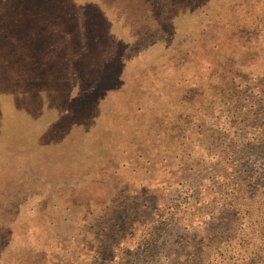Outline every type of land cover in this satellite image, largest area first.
<instances>
[{"label": "rangeland", "instance_id": "rangeland-1", "mask_svg": "<svg viewBox=\"0 0 264 264\" xmlns=\"http://www.w3.org/2000/svg\"><path fill=\"white\" fill-rule=\"evenodd\" d=\"M259 98L264 0H0V264H144L136 249L167 205L148 264H196L211 212L229 234L215 254L252 250L264 212L234 247L231 192L204 163L223 110L235 123L253 105L264 124Z\"/></svg>", "mask_w": 264, "mask_h": 264}, {"label": "trees", "instance_id": "trees-1", "mask_svg": "<svg viewBox=\"0 0 264 264\" xmlns=\"http://www.w3.org/2000/svg\"><path fill=\"white\" fill-rule=\"evenodd\" d=\"M255 104L259 107V110L264 113V99L259 98ZM242 110L243 108L238 110V115L242 118L235 123L230 122V119L233 117L236 118L237 116L231 115L229 110H223L222 113L218 115V117H223L226 122L225 124L221 123L219 125L216 123L217 125L213 126L217 129L216 137L213 135L212 131H208L206 133L208 138L212 139L210 142L212 145L210 146V143L208 144L207 152L210 155L204 163L206 171H210L215 174L213 179H220L222 181V187L231 192L232 197H226L225 201L227 202L220 208V220L224 221L227 219V217L224 216L225 214H228V216L230 215L231 218H234V220L239 218V221L235 220V225L238 226L236 233H238L239 239L238 242L234 244V247L241 245V248L246 241L245 231L249 228L253 229L252 223L250 222V218L253 216L252 212L259 211V214L264 212V210H262L264 207V124L261 121L260 123L257 121L261 119L260 115L257 120L255 119L256 113L253 109V105L249 107V111L246 113L242 114ZM252 114L253 119H250ZM214 120H216V118H211L209 119V122ZM240 121L246 122L247 124L243 129L238 130L236 124ZM252 155H256L255 158L260 161V165L263 164L262 171L255 173V169L252 167V163H255V158L252 160ZM204 172L205 170H203V173ZM252 174L254 175L252 176ZM211 181V183L214 184V180L211 179ZM256 187L257 189H255ZM250 190L256 192L261 190V198L255 208L246 207L249 202L257 204L256 198L250 194ZM180 195L181 193L176 195V199L173 204L174 206H176L175 202L180 198ZM217 195H220V193L218 192ZM242 195L249 200L248 203H239V197ZM184 203L187 202L184 201ZM202 203L203 201L197 202V206L202 205ZM167 206L166 209L168 211L169 218L167 219L163 214L160 217V214H158L157 217L159 216V221L151 227V230L148 233V239H146L143 244L136 249V252L138 251L140 257L143 259L144 264H148L150 261L157 262L158 256L160 255L158 250L163 246V243L160 241V237H162V234L167 228L165 226L170 223L172 215L175 212L173 208ZM210 214L211 218L210 220H207L204 230L206 232V236L195 240L189 247L191 252L187 258L190 262L194 263L195 261L196 264H222L229 259V261L233 262V264H238L239 261H243V255L245 253V262L243 264L263 263L262 260H264V250L262 253L261 247L264 246V240H262L264 238V232L262 230L264 225L259 224L258 226H255L256 230H258L256 232L259 240L256 245L253 244L251 246H255L252 250L247 251L246 253V251L242 252L240 249H237L236 257H221V255L217 252L215 254L212 251L214 249L211 248V242L216 238L217 234H222L223 237L227 236V238L229 234L222 233V231L215 225L216 219L212 217V212ZM175 221L177 222L178 218L175 219ZM200 223L201 222H199V224ZM209 229L214 231L210 232ZM130 231L131 232L129 234L132 238L137 231L134 227V223L131 224ZM129 249L130 248L128 247L126 250L129 251ZM233 255H235V252ZM161 260L162 261L158 264L165 263L164 257H161Z\"/></svg>", "mask_w": 264, "mask_h": 264}]
</instances>
